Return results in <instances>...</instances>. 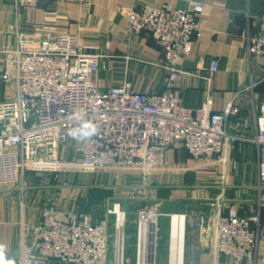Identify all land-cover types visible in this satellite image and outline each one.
<instances>
[{
  "label": "built area",
  "instance_id": "built-area-1",
  "mask_svg": "<svg viewBox=\"0 0 264 264\" xmlns=\"http://www.w3.org/2000/svg\"><path fill=\"white\" fill-rule=\"evenodd\" d=\"M14 1L32 7L40 0ZM202 9L200 2L189 8L144 3L125 8L123 14L130 31L147 33L161 48L162 66L173 78L178 60L199 35L197 15ZM246 50L249 56L264 54V12L257 29L246 37ZM2 53L0 80L13 86L14 95L0 101V186L18 185L29 171L60 167L85 173L138 171L153 181L152 172L167 167L165 151L176 143L193 158L226 162L236 136L228 134L225 125L236 112L233 98L238 91L221 111H214L209 94L199 107L189 108L169 86L162 93H147L133 90L124 79L101 88L93 75L104 67L101 60L106 55L81 44L74 33L50 26L43 27L36 48L18 43ZM217 67L212 59L208 71ZM81 118L95 125L96 135H69ZM256 127L252 141L264 147V101ZM72 139L77 140L73 146ZM257 181L264 186V159L257 164ZM114 205L107 213L114 214ZM213 212L214 253L230 256L232 264H254L257 247H264V207L260 218L233 211L223 216L216 208ZM114 215L111 242L106 219L94 223L78 210L42 207L37 223L22 225L18 264H106L110 254L113 264H122L124 233ZM124 215L121 211L123 222ZM158 216L153 208L136 212L135 264H156ZM145 223L154 233L145 230Z\"/></svg>",
  "mask_w": 264,
  "mask_h": 264
},
{
  "label": "crops",
  "instance_id": "crops-1",
  "mask_svg": "<svg viewBox=\"0 0 264 264\" xmlns=\"http://www.w3.org/2000/svg\"><path fill=\"white\" fill-rule=\"evenodd\" d=\"M193 2L203 4L197 15L199 35L193 37L190 52L178 60L176 75L170 78L162 66L161 48L147 33L130 31L123 10L144 3L189 8ZM263 12L264 0H40L32 7L0 0V73L3 50L18 43L36 48L43 27L50 26L74 33L81 44L95 46L106 55L101 60L104 67L93 75L101 88L119 85L124 79L133 90L147 93H162L169 86L189 108L199 107L209 94L214 111H221L238 91L233 98L236 112L225 125L226 132L236 137L229 143L224 164L193 158L176 143L165 151L167 167L152 172L155 190L150 199L174 204L153 208L159 214L157 246L159 217L166 225L165 240L161 235L166 264H174L181 249L183 264H232L230 256L214 253V208L223 216L233 211L238 216L261 217L264 186L257 181V164L264 159V147L252 139L264 101V54L249 56L246 37L257 29ZM212 59L218 67L210 73ZM13 95V86L0 80V101ZM76 143L71 140L72 146ZM14 187L0 186V245L5 260L18 264L22 225L37 223L43 206L24 202ZM174 215L179 222L182 218L183 230L176 227L182 241L172 238ZM132 228L135 248L136 224ZM263 257L264 247L259 245L254 264H264Z\"/></svg>",
  "mask_w": 264,
  "mask_h": 264
},
{
  "label": "rangeland",
  "instance_id": "rangeland-1",
  "mask_svg": "<svg viewBox=\"0 0 264 264\" xmlns=\"http://www.w3.org/2000/svg\"><path fill=\"white\" fill-rule=\"evenodd\" d=\"M147 175L129 170H97L92 173H85L60 167L54 170L29 171L18 185H14L13 190L21 200L23 199L24 202L30 204L37 203L43 207L76 209L88 214L94 223L106 219L111 242L115 231V215L109 214L107 211L112 210L114 204H118L119 208H115L117 215H120V211L125 214L122 228L124 233L122 264H135L133 247L135 238L131 226L136 224V212L142 208L164 207L166 209L174 206L170 202H157L150 199L149 194L155 190V182L154 180L150 181ZM6 186L9 187L10 185ZM175 206L180 207L182 204H175ZM158 225L160 231L158 233V246L156 245V264H166V252L163 245L166 225L165 223L162 224L160 217ZM178 226L183 230L182 218L179 222V217L174 215L172 238L179 237L181 240L182 234H180L181 236L177 235L176 227ZM161 235L164 236V240ZM181 253L182 249L179 251L177 259L174 257V264H183ZM51 264L60 263L53 260ZM106 264H113L111 254Z\"/></svg>",
  "mask_w": 264,
  "mask_h": 264
},
{
  "label": "clouds",
  "instance_id": "clouds-1",
  "mask_svg": "<svg viewBox=\"0 0 264 264\" xmlns=\"http://www.w3.org/2000/svg\"><path fill=\"white\" fill-rule=\"evenodd\" d=\"M97 134V128L95 125L81 118V125L77 128L70 130L69 135L77 139H88ZM0 264H12L11 261H6L4 258V246L0 245Z\"/></svg>",
  "mask_w": 264,
  "mask_h": 264
},
{
  "label": "bare ground",
  "instance_id": "bare-ground-1",
  "mask_svg": "<svg viewBox=\"0 0 264 264\" xmlns=\"http://www.w3.org/2000/svg\"><path fill=\"white\" fill-rule=\"evenodd\" d=\"M61 165H65V164H61ZM119 208L118 207V205H114V210H113V213L114 214H117L116 212H115V208ZM121 211H120V215L118 216V221H117V226H118V228H119V230L121 231V229H122V226H123V220L121 219ZM148 226V227H147ZM144 228H145V230L147 231V229H148V232H151V231H154V229H152V227L148 224V223H145L144 224Z\"/></svg>",
  "mask_w": 264,
  "mask_h": 264
}]
</instances>
